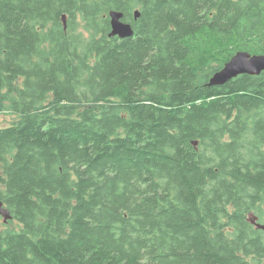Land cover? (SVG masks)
Masks as SVG:
<instances>
[{"label": "trees", "instance_id": "obj_1", "mask_svg": "<svg viewBox=\"0 0 264 264\" xmlns=\"http://www.w3.org/2000/svg\"><path fill=\"white\" fill-rule=\"evenodd\" d=\"M238 52L264 0H0V264L264 259V73L208 86Z\"/></svg>", "mask_w": 264, "mask_h": 264}, {"label": "water", "instance_id": "obj_2", "mask_svg": "<svg viewBox=\"0 0 264 264\" xmlns=\"http://www.w3.org/2000/svg\"><path fill=\"white\" fill-rule=\"evenodd\" d=\"M110 23L109 37H118L120 39L133 36L132 27L129 24L122 22V14L114 11L108 13ZM135 20L139 18L137 11L133 12ZM62 22L65 25L66 18L62 17ZM264 73V54L262 55H250L246 52L236 53L229 62H227L223 68L212 75L209 80L208 86H223L238 76H259ZM196 142L193 145L196 146ZM0 216L2 217L3 224L10 221L11 214L0 202ZM247 222L253 226L256 230L264 231V225L258 223V218L251 212L247 215Z\"/></svg>", "mask_w": 264, "mask_h": 264}, {"label": "rangeland", "instance_id": "obj_3", "mask_svg": "<svg viewBox=\"0 0 264 264\" xmlns=\"http://www.w3.org/2000/svg\"><path fill=\"white\" fill-rule=\"evenodd\" d=\"M18 120L17 116L12 115L9 112H0V128H5L8 126H11L13 123H15ZM262 211L264 212V205H262ZM264 217V216H262ZM3 222L2 217L0 216V230L3 229ZM11 226H15V224H12ZM250 264H256L255 260H252ZM257 264H264V259L259 261Z\"/></svg>", "mask_w": 264, "mask_h": 264}, {"label": "flooded vegetation", "instance_id": "obj_4", "mask_svg": "<svg viewBox=\"0 0 264 264\" xmlns=\"http://www.w3.org/2000/svg\"><path fill=\"white\" fill-rule=\"evenodd\" d=\"M257 218H258V217H257ZM258 223L264 225V221H263V220H262V221H259V219H258ZM259 261H261V260H255V263L257 264Z\"/></svg>", "mask_w": 264, "mask_h": 264}]
</instances>
